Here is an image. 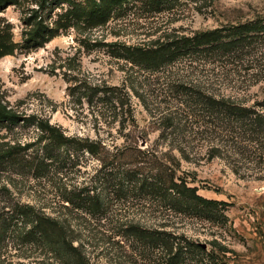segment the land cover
Wrapping results in <instances>:
<instances>
[{"label": "rangeland", "instance_id": "obj_1", "mask_svg": "<svg viewBox=\"0 0 264 264\" xmlns=\"http://www.w3.org/2000/svg\"><path fill=\"white\" fill-rule=\"evenodd\" d=\"M31 1L27 4L37 6ZM25 16L15 4L0 8V26H9L18 42L14 53L0 56V98L4 102L22 114L46 116L68 134L101 138L111 149L125 143L124 133L134 128L133 124L143 133L134 137V145L142 148L172 149L179 157L180 142L186 140L191 154L181 158L176 174L197 185L198 193L219 201V207L215 216L202 217L167 210L126 184L117 190L101 182V162L87 152L36 168L42 152L32 145L22 148V161L0 162V208L17 200L70 218L82 230L81 239L93 244L92 254L103 259V264H159L140 251L137 242L118 232L115 226L129 220L148 225L167 222L168 228L205 245L222 264H264V170L237 169L227 157H212L201 136L193 133L200 128L195 116L176 137L160 135L166 114L182 108L189 111L190 106L182 103L187 97L173 88L170 80L182 72L186 75L183 79L199 78L201 86H211L216 93L240 102L250 104L260 98L264 80L258 72L264 62V43L256 39L235 55H217L193 64L181 59L160 70L133 65L114 55L111 45L115 41L148 42L175 30L192 32L264 19V0H211L201 11L185 0L172 10L157 13L131 5L106 24L70 26L42 45L30 47L22 45ZM37 132L31 125H1L0 149L33 141ZM93 184L103 191L110 206L105 215L67 207L72 204L64 199L66 191ZM26 229L14 223L8 230L0 264H67L47 243L25 237ZM104 245L108 248L102 249ZM182 264H195V260L189 256Z\"/></svg>", "mask_w": 264, "mask_h": 264}, {"label": "trees", "instance_id": "obj_2", "mask_svg": "<svg viewBox=\"0 0 264 264\" xmlns=\"http://www.w3.org/2000/svg\"><path fill=\"white\" fill-rule=\"evenodd\" d=\"M34 1L37 6L27 4L29 0H0V8L15 4L26 13L22 43L26 47L42 45L61 32V29L70 26H101L122 15L131 5L144 6L157 13L172 10L185 0ZM191 1L201 11L211 0ZM256 39L264 43L263 18L192 32L175 30L163 38L159 36L138 44L115 41L111 45L114 55L125 58L133 65L160 70L181 59H189V64H193L217 55H235ZM17 45L9 26H0V56L14 53ZM258 73L262 77L259 79L264 80V62L260 64ZM185 77L182 72L170 80L172 87L187 97L186 102L182 103L190 106L189 111L182 108L180 112L171 111L166 114L165 129L160 133L162 138L169 134L176 137L177 132L186 130L187 120L190 118L191 121L195 116L200 122V128L193 133L201 136L200 139L207 144L212 157H227L237 169L258 167V170H264V89L260 98L248 104L230 95L218 94L211 86H201L199 78L183 79ZM183 119L185 123H181ZM4 124L31 125L38 132L33 141L0 149V162L22 161V148L32 145H36V150L42 152V155L39 153L40 160L36 162V168L43 163L64 159V156L72 159L87 152L101 162V170H104L102 178H99L101 182L112 184L117 190L126 184L128 188L140 190L148 200H157L171 211L195 213L202 217H213L218 213L219 201L198 193L197 185L190 184L185 176L176 174L181 158L191 154V144L188 145L186 140L180 142L183 146H179V157L172 149L163 151L150 145L142 148L138 144L134 145V137L143 133L138 130L137 124H133L134 128L124 133L125 143L111 149L101 138L68 134L46 116L22 114L0 98V126ZM130 136L133 138L130 139ZM64 199L72 204H66L72 210L81 209L82 213L91 215H105L110 209L103 191L98 190L94 184L70 189L65 192ZM7 206L9 208L5 211ZM14 223L27 228L24 230L25 237L45 242L50 248L59 251L67 264L104 263L103 259L93 256V244L81 239L82 230L74 226L70 218L48 214L34 204L17 200L0 208V250ZM27 223H31L30 227L26 226ZM168 225L167 222L148 225L129 220L115 227L119 228L118 232L137 242V248L144 250L147 256L153 257L159 264H182L189 256L194 258L195 264H222L213 256V252H208L205 245L185 232L168 228ZM107 248L108 245L102 247Z\"/></svg>", "mask_w": 264, "mask_h": 264}]
</instances>
